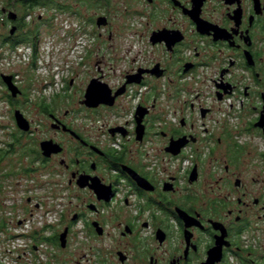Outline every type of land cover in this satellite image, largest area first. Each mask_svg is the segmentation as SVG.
Segmentation results:
<instances>
[{
  "label": "flooded vegetation",
  "instance_id": "af4514ba",
  "mask_svg": "<svg viewBox=\"0 0 264 264\" xmlns=\"http://www.w3.org/2000/svg\"><path fill=\"white\" fill-rule=\"evenodd\" d=\"M163 1L167 16L136 18L148 48L108 63L96 52L78 93L71 78L32 106L20 84L17 98L6 88L12 136L63 148L39 159L67 177L69 242L82 234L96 258L109 249L101 264H264V0ZM92 82L122 94L88 107Z\"/></svg>",
  "mask_w": 264,
  "mask_h": 264
},
{
  "label": "rangeland",
  "instance_id": "374dc122",
  "mask_svg": "<svg viewBox=\"0 0 264 264\" xmlns=\"http://www.w3.org/2000/svg\"><path fill=\"white\" fill-rule=\"evenodd\" d=\"M41 1L43 3L52 2V4L60 5L63 9L38 6L29 11L21 0H14V2L0 0V11H2L0 13V150H9L8 145L13 141L12 134L17 132L14 125L15 122L9 113L7 87L1 78L2 75L13 73L18 76L17 81L28 94L32 106L43 98L44 80L50 77L46 73L42 75V71H37V66L40 63L45 65V71L50 69H48V64H51V67L59 65L61 71L58 74L60 77L57 82L61 84L62 81H69V79L74 78L76 86L72 93H78L87 84L88 77L93 71L91 67L96 61L94 56L96 52L106 56L105 61L108 63L111 58L117 60H121L120 57L123 58L124 54L122 52H114L115 49L120 51L133 50L135 54L139 53L140 49H147L148 47L145 46L142 36L134 35L137 30H140L141 26L139 23L136 24V22H144L145 19L136 20V18L152 16L157 9L159 11L156 15L157 17L168 15V9L163 0H156L153 5H149L147 0H106L104 4H99L95 0ZM9 12H14L18 15L17 21L8 19ZM99 16L108 17L112 22L110 28V31L114 33L112 42H107L108 40L104 36L105 32L109 31L108 29L106 31L102 30V28L97 30L96 19ZM67 21L74 22L78 27L80 31L78 35L90 39V44L85 50L83 58L80 53L76 54V51L71 58L64 56L63 52L59 53L58 50L63 49L66 44H62L60 48L54 46L59 38L60 40L62 39L61 42L64 41L63 35L67 34L64 26ZM22 23L26 25L25 30L20 31L18 29L15 35L29 36L31 39L32 35L35 36L37 34L39 37L38 46L36 48L32 42L17 45L20 46L19 48H33L32 61L28 63V60L26 61L24 57L25 65H9L3 59L13 51L14 47L6 39L11 35L12 28L19 27ZM66 28H68L67 25ZM72 33H76L75 29ZM100 34L103 37L99 39ZM41 48H43L44 54L41 52ZM105 49H113L114 53L105 52ZM116 55H120V57ZM126 62L121 61L118 63L119 68L124 69ZM50 93L51 91L49 90L46 96H52ZM57 94H61V91ZM49 99H46L48 103L50 102ZM32 106L26 105V108L24 107L25 111H28V108H32ZM243 117L246 118V116ZM36 121L37 124H40L39 118ZM248 126L245 124L244 128H248ZM43 137L44 135H36L29 137L26 141L22 140V145L27 146L24 151H28L27 149L40 150V143ZM257 144L258 148L263 149V142H258ZM22 150V148L18 147L17 152L7 158L0 168V226L4 225L0 229V254L2 253V259L8 258L11 260V264H30L31 261H33V264L107 263V259L111 257L109 249L106 251L101 249L100 253L98 252L101 254L100 257L96 258L94 254L88 251L82 234L78 243L75 244L71 241L69 242L68 238V244L65 249L43 242L44 238L53 237L56 234L61 235L65 230L66 224L73 216L74 209L72 210L68 197V181L67 177L58 172L57 167L51 166V164L44 166L40 160L35 162L34 168L37 171L34 174L30 176L20 174L15 177L5 178L11 172H21L23 169L21 163L26 167L32 162L33 158L29 156L20 161ZM3 154L0 151V160L3 159ZM19 233L27 234V239L23 240L24 243L14 242L22 246L25 245V247L17 250L14 254L8 255L7 251L9 249L13 251L10 246L14 242H11V240ZM40 246H44V248H41L45 250L46 254L42 258L43 261H39V255L36 253L39 252ZM85 255L87 257L83 259Z\"/></svg>",
  "mask_w": 264,
  "mask_h": 264
},
{
  "label": "built area",
  "instance_id": "2783aa9c",
  "mask_svg": "<svg viewBox=\"0 0 264 264\" xmlns=\"http://www.w3.org/2000/svg\"><path fill=\"white\" fill-rule=\"evenodd\" d=\"M66 25L68 28H66ZM66 25L64 27L66 29L65 32H67V34L65 33V35H63V40L65 42L64 41L61 42L62 39L60 40V38H59L58 40H56V43L54 46L60 48L62 44L63 45L66 44V45H64L63 49L61 48L60 50H58L59 53L63 52V54H65L64 56L71 58L72 54L75 53V51H76V54L80 53L81 57H82L84 55L85 50L87 49L88 45L90 44V39L88 37L83 38L82 36L78 35L80 31L78 30V27L74 24V22L72 23L71 21H67ZM74 29H75L76 33L73 34L72 31ZM66 37H67V39H66ZM79 39H81V40L78 41ZM19 47L20 46L14 47L13 51L4 57V59H3L4 62H8L9 65L14 64L15 66H17V65L23 66L26 64L23 60V58L25 57L26 61L28 60L27 62L30 63V61H32L31 58L34 55L33 48L30 47L28 49L26 47H21V48H19ZM65 48H66V50L64 51ZM42 49L43 48H41V52L44 54V50H42ZM35 53H37V52L35 51ZM47 66H48V69L49 68L50 69L48 71L46 69V71H45V65H43V63L42 64L40 63L39 66H37V71L38 72L42 71V73H41L42 75L46 73L50 76L47 80H44L45 85H43L44 89H43V93H42L43 96L42 97H44L46 99H48V98L51 99L54 97V95H56L60 91L62 92V90L66 86L67 81H62L61 84H59L57 82V79H59V77H60V75H58V74H60V71H61L60 70L61 67L59 65L51 67V64H48ZM7 76H12L14 78V83L17 86L19 85V81H17V78H18L17 75L10 73ZM49 90L51 91L50 94L52 96L47 97L46 93H48ZM58 90H60V91L58 92ZM27 237H28L27 234L19 233L14 238H12L11 242L18 241V242L24 243L23 240H26ZM10 247L13 249V251L11 249H9L7 251L8 255H10L11 253L14 254L17 250L23 249L25 247V245L22 246L21 244H17L14 242V243H12V245ZM41 247L44 248V246H40L39 252H36L37 255H39V261H43L42 258H44L46 256L45 250L42 249ZM19 258H21V257L19 256ZM8 263L11 264V260H9L8 258L2 259V253H1L0 254V264H8ZM31 263L33 264V261H31L30 264ZM16 264H18V263H16Z\"/></svg>",
  "mask_w": 264,
  "mask_h": 264
},
{
  "label": "water",
  "instance_id": "95a60500",
  "mask_svg": "<svg viewBox=\"0 0 264 264\" xmlns=\"http://www.w3.org/2000/svg\"><path fill=\"white\" fill-rule=\"evenodd\" d=\"M104 1V0H97ZM202 2L200 1V4ZM6 12V11H4ZM8 19L11 21H17L18 15L14 12L8 13ZM108 25V19L106 17H100L97 20V26L99 28L105 27ZM200 31L201 30V26ZM18 28L13 27L11 30V35H14L17 32ZM203 32V31H202ZM4 84L6 85L8 91L11 93L13 98H17L21 94L20 88L14 83V78L12 76L2 75L1 76ZM122 91H119L116 96L112 97L111 90L105 85H99L98 83L92 82L88 87V90L85 95L84 104L88 107H98L101 104L113 105L117 96L121 95ZM15 120L18 128L23 132H29L31 130V123L26 119L24 114L17 110L15 112ZM256 127L264 130V112L259 122L256 124ZM41 151L45 158H50L52 155H58L63 152V148L54 143L53 141H43L40 144ZM69 229H65L64 232L60 235L59 241L62 249H65L68 244Z\"/></svg>",
  "mask_w": 264,
  "mask_h": 264
},
{
  "label": "trees",
  "instance_id": "16d2710c",
  "mask_svg": "<svg viewBox=\"0 0 264 264\" xmlns=\"http://www.w3.org/2000/svg\"><path fill=\"white\" fill-rule=\"evenodd\" d=\"M21 1H22V3H24L25 8H27L29 11L32 10L33 8H35V7H38V6L49 7L51 9L52 8H56V9L59 8L60 10L63 9V7H61L60 5H55V4H52V2H48V1L44 2V3L41 0H21ZM9 2H14V0H9ZM0 13H2V11H0ZM27 14H29V13H27ZM25 27H26V25L24 23H22L17 28L20 31L21 30L24 31ZM15 34L14 35H9V37L6 39V41L8 43H11V45L13 47H15V46H17V45H19L21 43L32 42L33 45L37 48L38 42H39V39H38L39 37L37 36V34H35V36L32 35L31 39L29 38V36L18 35V34L15 35ZM22 40H24V41H22ZM12 137H13V141L10 144L11 145V155L17 152L18 147L22 148V138H21V136L14 135ZM22 149L23 150L21 151L20 161H22L24 159V156L27 155V156L33 158L32 162H30V165H28L26 167L23 166V163H21V167L23 168L22 171L21 172H17V173L16 172H11V174H9L10 178L11 177H15V176L20 175V174L30 176V175L34 174L37 171V169L34 168V167H35V162L40 160L39 159V151L37 149L36 150L27 149L28 151H26L27 152L26 153L24 151L25 149L24 148H22ZM3 155H4L3 159L0 160V166L2 165V163L5 160H7V157H8L7 153L6 154L4 153ZM5 178H8V177H5ZM3 226L4 225L0 226V229H2ZM43 242H46L48 244L61 247L58 234H56L53 237L44 238Z\"/></svg>",
  "mask_w": 264,
  "mask_h": 264
}]
</instances>
